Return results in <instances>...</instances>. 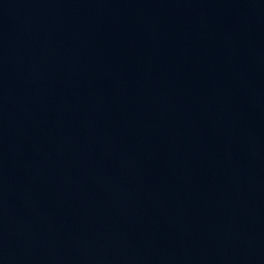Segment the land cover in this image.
Listing matches in <instances>:
<instances>
[{"label": "water", "instance_id": "95a60500", "mask_svg": "<svg viewBox=\"0 0 264 264\" xmlns=\"http://www.w3.org/2000/svg\"><path fill=\"white\" fill-rule=\"evenodd\" d=\"M0 264H264V0H0Z\"/></svg>", "mask_w": 264, "mask_h": 264}]
</instances>
